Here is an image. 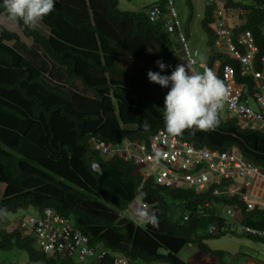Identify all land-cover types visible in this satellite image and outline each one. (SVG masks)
<instances>
[{"label":"trees","instance_id":"1","mask_svg":"<svg viewBox=\"0 0 264 264\" xmlns=\"http://www.w3.org/2000/svg\"><path fill=\"white\" fill-rule=\"evenodd\" d=\"M186 2L193 13V1ZM218 2L204 0L201 25L211 56L201 67L210 70L217 61L232 65L236 81L251 96L253 78L242 75L240 62L215 46ZM221 2L233 40L238 43L246 31L253 34L258 46L255 68L263 69L264 0ZM155 3L162 9L160 22L149 20L151 4L138 11L122 10L119 0H55L53 10L40 21L48 33L16 21L48 60L64 67L68 85L79 80L92 95L48 80L43 68L8 43L21 44L20 33L0 24V182L5 184L0 198V250H25L30 260L46 264H114L116 255L133 264H190L179 254L186 246H197L226 264L224 251L210 248L205 240L235 234L234 222L264 229V208L248 211L240 196L169 187L136 172L135 159L103 155L91 143L93 138L107 144L147 141L158 130L166 131L162 107L167 89L149 82L146 72L158 71L157 59L174 68L180 61L181 43L177 32L164 28L168 0ZM0 13L8 19L2 5ZM192 17L183 26L187 38ZM142 58L144 64L136 70L121 64V59ZM175 136L197 147L235 148L264 168V133L242 127L235 117L223 118L219 111L214 128L185 129ZM136 199L152 206L146 224L138 225L122 214ZM28 207L37 214L50 208L70 217L105 255L78 261L40 251L32 235L15 225L8 228L4 218L7 212ZM225 207L236 210L232 221L223 215ZM213 223L218 226L215 233L209 231Z\"/></svg>","mask_w":264,"mask_h":264},{"label":"built area","instance_id":"2","mask_svg":"<svg viewBox=\"0 0 264 264\" xmlns=\"http://www.w3.org/2000/svg\"><path fill=\"white\" fill-rule=\"evenodd\" d=\"M168 1L170 19L164 24L165 29L169 33L177 32L181 43L179 53L189 66H195L198 64V50L190 49L172 1ZM148 17L151 22L161 21L162 9L159 4L151 5ZM215 17L216 45L223 53L240 62L241 74L251 76L256 89L254 94L249 96L245 86L236 81L234 67L217 63V72L213 69L210 71L225 86L226 110L229 116L237 118L243 127L264 133V68H255L258 46L254 36L250 31H246L240 35L239 44L232 39L221 2H218ZM91 143L103 155L118 154L125 160L135 159L139 165L136 172L144 178L154 176L157 182L169 187H189L198 192L212 189L214 195L228 198L240 196L248 211L256 206L264 207V197L258 196L264 193V169L254 165L235 148L219 151L197 147L189 141L168 134L165 130H158L147 141L127 140L121 144H107L93 138ZM130 209L133 220L138 224L147 222L152 215L150 205L145 202L132 201ZM226 212L230 217L234 216L233 209L226 208ZM184 219H188V215L184 216ZM14 225L24 234L32 235L40 251L55 257L83 261L96 259L97 255L98 258L103 257L106 253L105 250L96 249L89 237L70 217L60 215L50 208L35 216H22ZM239 225L241 231L247 235L264 237L262 228L243 223ZM121 263L133 264L122 255H116L114 264Z\"/></svg>","mask_w":264,"mask_h":264},{"label":"rangeland","instance_id":"3","mask_svg":"<svg viewBox=\"0 0 264 264\" xmlns=\"http://www.w3.org/2000/svg\"><path fill=\"white\" fill-rule=\"evenodd\" d=\"M157 0H119V7L122 10H131L138 11L149 4H152ZM193 1V13L191 12L186 0H172L173 7L176 11L177 17L181 22L182 26L186 25V22L189 19L190 14L193 15L191 21L188 23V30L190 37L188 38V43L190 49L193 51L194 48L199 51L198 62L199 65L205 66L209 61V53L207 52L206 47V34L201 25V19L204 14V0H192ZM221 1V0H220ZM0 24L5 26L9 30L16 31L20 33V38L22 43L16 44L13 41H9L10 45H14L24 56L31 59L34 64L43 68L45 77L58 85L67 87L72 92L80 91L84 92L86 89L80 83V81L75 80L71 85H68L65 82V69L64 67L54 63L42 53V51L37 47L32 38L26 37L22 34L16 22L10 21L6 18L3 13H0ZM43 32L48 33V29L44 27L40 21L36 24ZM26 45V48L24 47ZM143 60V58H142ZM138 67V65H137ZM130 67L132 70H136ZM217 67V65H216ZM197 68V67H196ZM198 72H202V68ZM89 95H92V92L86 90ZM222 117L226 118L227 113L224 108V105L219 110ZM5 184L0 182V198L3 195ZM38 212L33 207L20 208L16 212H7L4 215V218L9 221L12 225L20 217H25L27 214L36 215ZM122 214L132 218L130 207L125 211H122ZM207 245L215 250H224V260L226 264H246L248 261H255L258 264H264V241L251 239L249 236L244 235L240 232V229L235 234H226L219 238H209L205 240ZM181 259L184 261H190L195 264L197 262L201 264H219L214 255H209L197 246L189 247L186 246L179 254ZM0 262L3 264H46L43 261H32L30 260L28 253L25 250L14 248L12 250H0ZM195 262V263H194ZM124 264V263H121ZM138 264H146L140 262ZM152 264H168L167 262H154ZM249 264H255L250 262Z\"/></svg>","mask_w":264,"mask_h":264},{"label":"clouds","instance_id":"4","mask_svg":"<svg viewBox=\"0 0 264 264\" xmlns=\"http://www.w3.org/2000/svg\"><path fill=\"white\" fill-rule=\"evenodd\" d=\"M54 2L55 0H0V5L3 6V9L7 13V17L10 21H19L22 22V24L27 26L28 28H32L53 10ZM219 2L221 1L219 0ZM154 3L155 2H153L152 4ZM151 5L149 6V8L151 7ZM169 19L170 13L169 16H167L166 21H168ZM215 22H213L214 30ZM226 24L227 27L230 29L227 20ZM216 41L217 34L215 39V46L220 52L223 53V51L216 45ZM182 62L189 66L186 63L185 59L178 63L174 68H172L170 65H166L162 59H157L156 61H154V63L158 71H152L151 69H149L146 72V77L149 82L155 83L161 88L167 89L163 98L162 120L167 133L172 135H179L185 129L197 131L209 130L214 128L218 123V111L222 108L223 102L227 95L224 84L221 82V80L216 77V75L212 71H210L216 66L217 63H220L219 61L215 62V64L210 68V70L195 73L190 72L185 67V65L182 64ZM197 65H199V62ZM166 68H170L171 70L168 74H163ZM253 88L255 92V85L253 86ZM239 123L243 127L240 121ZM144 126L147 127V125ZM133 201L140 202V200L137 199ZM150 207L152 209L151 205ZM235 211L236 210H234V216ZM222 213L230 221L234 219V216L230 217L228 215V213L226 212V207L223 208ZM131 219L133 220V218ZM234 223H236L234 225V229L238 231L240 229L239 222ZM143 224H146V222H142L138 225ZM217 229L218 226L216 224H211L209 231L215 233ZM240 232L244 235H247L242 232L241 229Z\"/></svg>","mask_w":264,"mask_h":264},{"label":"crops","instance_id":"5","mask_svg":"<svg viewBox=\"0 0 264 264\" xmlns=\"http://www.w3.org/2000/svg\"><path fill=\"white\" fill-rule=\"evenodd\" d=\"M120 3V2H119ZM188 26V25H187ZM189 37H190V34H189ZM206 42V41H205ZM207 47V46H206ZM195 49V48H194ZM207 52L210 54V48L209 47H207ZM210 56H211V54H210ZM180 57H182V56H180ZM179 57V59H180V61H179V63L181 62V61H183L184 59H183V57L182 58H180ZM121 64L123 65V66H125V68H128V69H130V67H137V65H138V67L137 68H134V69H139L140 67H141V65H143L144 64V61L142 60V59H139V60H133V59H121ZM182 64H184L185 65V67L190 71V72H193V73H195V72H198L196 69H200V68H198V66L199 67H201V65H197V66H195V67H189V66H187L184 62H182ZM217 65V64H216ZM197 67V68H196ZM202 68V67H201ZM130 70H132V69H130ZM204 70V67L202 68V71ZM213 71H216L217 72V67L215 66L214 68H213ZM242 84V83H241ZM243 85V84H242ZM223 105H224V108H225V110H226V107H225V103L223 102ZM220 113V112H219ZM226 113H227V116H226V118L229 116V114H228V112H227V110H226ZM221 115V114H220ZM224 118V117H223ZM259 184V183H258ZM259 186H260V184H259ZM261 188V187H260ZM258 196H261V197H264V193H260V194H258ZM258 201H260L259 199H257ZM258 207H260V208H263V207H261V206H258ZM224 251V250H223ZM215 258H216V256H215ZM216 260H217V258H216ZM188 262H190V261H188ZM217 262H218V260H217ZM250 262H252V263H255V264H258L257 262H255V261H248L246 264H249ZM191 263V262H190ZM195 263V262H194ZM191 264H193V263H191ZM195 264H201V263H199V262H197V263H195Z\"/></svg>","mask_w":264,"mask_h":264}]
</instances>
